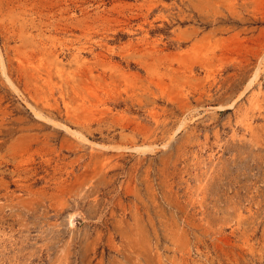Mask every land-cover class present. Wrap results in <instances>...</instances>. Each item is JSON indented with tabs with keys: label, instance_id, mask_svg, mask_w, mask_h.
<instances>
[{
	"label": "rangeland",
	"instance_id": "374dc122",
	"mask_svg": "<svg viewBox=\"0 0 264 264\" xmlns=\"http://www.w3.org/2000/svg\"><path fill=\"white\" fill-rule=\"evenodd\" d=\"M0 264H264V0H0Z\"/></svg>",
	"mask_w": 264,
	"mask_h": 264
},
{
	"label": "bare ground",
	"instance_id": "6f19581e",
	"mask_svg": "<svg viewBox=\"0 0 264 264\" xmlns=\"http://www.w3.org/2000/svg\"><path fill=\"white\" fill-rule=\"evenodd\" d=\"M84 140V139H83Z\"/></svg>",
	"mask_w": 264,
	"mask_h": 264
}]
</instances>
